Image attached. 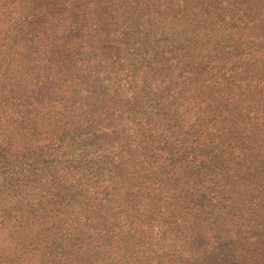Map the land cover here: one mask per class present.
Listing matches in <instances>:
<instances>
[{"label": "rangeland", "instance_id": "1", "mask_svg": "<svg viewBox=\"0 0 264 264\" xmlns=\"http://www.w3.org/2000/svg\"><path fill=\"white\" fill-rule=\"evenodd\" d=\"M0 264H264V0H0Z\"/></svg>", "mask_w": 264, "mask_h": 264}, {"label": "trees", "instance_id": "2", "mask_svg": "<svg viewBox=\"0 0 264 264\" xmlns=\"http://www.w3.org/2000/svg\"><path fill=\"white\" fill-rule=\"evenodd\" d=\"M132 97V98H131ZM131 97H129L128 98V101L126 102V104L127 103H129V101H131V104H132V106H134L140 99L139 98H137L136 96H131ZM184 94L183 93H181L180 95H179V98L180 99H184ZM147 99V98H146ZM118 105H120V102H118V103H116V106H113V108H114V111H116V110H119V112L118 113H120V106H118ZM176 106H178V104L176 105ZM135 112H136V114H135ZM135 112H131L130 114L128 113V114H126V118H135V116L137 115V114H139V113H137V111H135ZM115 112H113V113H111V115H113ZM120 120V116H118V117H115V118H113V119H111V121L109 122V123H111V122H113L114 120ZM137 121L138 122H140V121H143L142 119H139V118H137ZM104 127H101L100 128V131L102 132V133H107L109 136H118V134H119V130H118V128H112V129H109V128H105L106 127V120H104Z\"/></svg>", "mask_w": 264, "mask_h": 264}]
</instances>
